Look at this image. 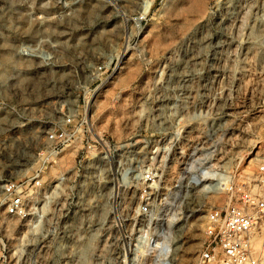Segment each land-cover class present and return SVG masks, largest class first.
<instances>
[{"label": "rangeland", "instance_id": "1", "mask_svg": "<svg viewBox=\"0 0 264 264\" xmlns=\"http://www.w3.org/2000/svg\"><path fill=\"white\" fill-rule=\"evenodd\" d=\"M7 47L32 69L0 81V195L24 180L29 207L0 209V264H196L207 212L237 201L264 154V0H0ZM95 64L109 68L103 82ZM93 93L88 126L111 142L95 151L110 160L49 203L82 143L50 167L45 132L67 107L87 114ZM192 154L218 174L196 184ZM131 162L157 175L146 220L141 180L120 174ZM143 223L167 236L166 260L124 258Z\"/></svg>", "mask_w": 264, "mask_h": 264}, {"label": "built area", "instance_id": "2", "mask_svg": "<svg viewBox=\"0 0 264 264\" xmlns=\"http://www.w3.org/2000/svg\"><path fill=\"white\" fill-rule=\"evenodd\" d=\"M143 18H138V21ZM108 69L105 64H95L91 70L93 82L106 80ZM86 117V112H82L80 108L67 107L61 113L59 122L45 132L46 149L42 158L50 167L57 166L59 162L65 160L63 153L67 147L82 143L77 150L73 166L67 172H60L54 185L51 186L50 195L47 197L49 203L54 198L60 197L63 191L61 186L67 180L76 178L81 173L84 174L87 168L99 169V164L96 163L99 160H110L106 153L98 155L95 152L97 143L104 149L111 144L109 140L103 135L93 139L85 136L92 133ZM193 159H195L194 154H192ZM40 171L43 172V169ZM120 174L123 179L136 177L141 180L140 189L144 200L139 211L145 218L143 220H146L152 214L150 199L153 184H156L157 179L154 169L151 167L137 169V166L131 162L129 166L122 168ZM26 186L24 180H6L2 184L0 209L6 205L7 214L26 215L29 207L28 198L24 193ZM204 235L196 264H264V154L257 161L252 179L239 188L237 201L225 208H211L207 212ZM128 237L127 246L124 247L126 260L151 258L159 262L160 250L169 251V247L165 244H161L154 251L147 242L138 239L136 235Z\"/></svg>", "mask_w": 264, "mask_h": 264}, {"label": "bare ground", "instance_id": "3", "mask_svg": "<svg viewBox=\"0 0 264 264\" xmlns=\"http://www.w3.org/2000/svg\"><path fill=\"white\" fill-rule=\"evenodd\" d=\"M48 26H49V24H48ZM8 48L9 47H7V49L6 48L3 49L1 54H0V81L5 83L6 79H8L9 75L13 71H17V73H18V75H17L18 79L16 81H20L23 78L26 79L27 78L26 76H28V73H29L27 71L28 70L30 71V69H32V65L23 62V59H21V58H15L13 55L10 54L11 47H10V49H8ZM24 54H26L28 56L39 57V55L37 53H35L33 51H30V50L25 51ZM23 65H24V69H27V70H21ZM95 98H96V93H93L92 96L90 97V100H89L90 103H89V106L87 107L88 110H86L87 111L86 115H88V120H89V117L91 116V111H92V107L94 106ZM88 123H89V126L92 128V126L90 125V124H92V123H90V120H89ZM92 132L97 138L100 137L99 135H101V134H99V132H96L94 129H92ZM197 166H198V170L196 169ZM193 168H195L196 170L194 171ZM192 170H193V172H192V180L196 184L198 182H201L202 180L208 178V177H214L215 175L218 174L216 168L214 167V164H211L209 162L208 163H206V162L203 163L202 159L199 158V157H196L195 159L192 160ZM220 175H222V174H220ZM229 180H230V176L227 175L224 178V182L225 183H224L223 187H225L228 184ZM154 185L155 184H153V186ZM204 186H207V185H204ZM144 226H147V225L144 224V223L141 224V226H140V228H139V230L137 232L136 237L138 239H140V240L142 239L145 242H147V244L150 246V248H152V250H154V251L157 250L158 247L161 244H165L166 246H168L169 247V251H170V243H169L168 238H167L166 235L164 236L163 234H159V235L157 234L158 235L157 237H155L154 235L147 236L148 229L147 228H143ZM140 229L144 231V234L143 233L141 234V230ZM169 251L160 250L159 261L166 260V256H167ZM161 263L163 264L164 262H161Z\"/></svg>", "mask_w": 264, "mask_h": 264}]
</instances>
